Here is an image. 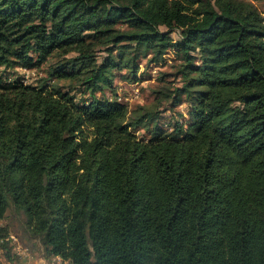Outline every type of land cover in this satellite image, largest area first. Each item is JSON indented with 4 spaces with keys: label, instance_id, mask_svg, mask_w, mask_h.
Masks as SVG:
<instances>
[{
    "label": "trees",
    "instance_id": "trees-1",
    "mask_svg": "<svg viewBox=\"0 0 264 264\" xmlns=\"http://www.w3.org/2000/svg\"><path fill=\"white\" fill-rule=\"evenodd\" d=\"M170 52L180 84L157 85L150 103L104 95ZM43 63L37 85L0 75V221L13 211L32 254L264 264V13L252 0H0V68ZM181 103L187 125L165 129ZM13 234L0 224V264L20 257Z\"/></svg>",
    "mask_w": 264,
    "mask_h": 264
},
{
    "label": "rangeland",
    "instance_id": "rangeland-1",
    "mask_svg": "<svg viewBox=\"0 0 264 264\" xmlns=\"http://www.w3.org/2000/svg\"><path fill=\"white\" fill-rule=\"evenodd\" d=\"M261 11L264 13V0H252ZM175 37H177V34H174ZM151 55L141 58L140 60V80L135 82H128L126 80L121 79L118 77L115 81V85L118 86V94L116 96L112 95V91L107 89L108 91L104 93L105 96L113 97L119 99L122 95H127L131 92H134L136 87L140 88V97L133 98L131 101H124L121 100V102H126L130 104L139 103H150L153 101V89L160 85L161 83L168 81H173L174 85H178L181 82L180 76L177 74V64L178 61L173 59L172 52L168 53L166 55V61L163 62H157L152 63L149 61ZM47 63H43L41 66H37L35 68L26 69L22 67H16L14 69L11 68H0V75L6 77H14V79H22L23 83H32L34 85L39 84L41 81H43L44 77H47ZM163 73H167L165 78L162 80ZM138 82V84H135ZM62 83L64 85H68L69 81L62 80ZM70 85V84H69ZM81 88H75L73 90V93L76 95V99L78 101H82L84 99L88 98L87 93H80ZM99 95H102L99 93ZM128 96H134V94H130ZM188 116H187V104L181 103L179 106L172 110H165L160 117V122L164 126L165 129L171 130L172 127H174L176 121H180V123L183 126H186L188 123ZM144 131H137L136 134L138 136L143 135ZM145 134V133H144ZM6 224L10 228V232H13L14 235H19L22 231L19 229V222L17 216L13 213L12 210L8 212L6 217L0 221V224ZM20 240V238H19ZM22 243V242H21ZM58 261H63L62 259L56 258Z\"/></svg>",
    "mask_w": 264,
    "mask_h": 264
},
{
    "label": "built area",
    "instance_id": "built-area-1",
    "mask_svg": "<svg viewBox=\"0 0 264 264\" xmlns=\"http://www.w3.org/2000/svg\"><path fill=\"white\" fill-rule=\"evenodd\" d=\"M135 84H138V82H136ZM130 94H134V96H128ZM138 97H140V88L136 87L134 92H131L127 95L120 96L119 100L131 101V100H133V98H138ZM11 237L13 239L17 253L25 258L24 264H38V261H37L35 255L32 254L31 251L21 243L19 238L14 234ZM57 258H59V257H57ZM59 259H61V258H59ZM62 264H69V263L63 262Z\"/></svg>",
    "mask_w": 264,
    "mask_h": 264
},
{
    "label": "crops",
    "instance_id": "crops-1",
    "mask_svg": "<svg viewBox=\"0 0 264 264\" xmlns=\"http://www.w3.org/2000/svg\"><path fill=\"white\" fill-rule=\"evenodd\" d=\"M35 257L38 261V264H51V262L46 257H44V255H42L40 253H36ZM56 258H55V260H57ZM24 262H25V258L20 255V257L17 258L15 261L11 262V264H24ZM57 262L60 263V261H58V260H57ZM1 264H3V263H1ZM8 264H10V263H8Z\"/></svg>",
    "mask_w": 264,
    "mask_h": 264
}]
</instances>
